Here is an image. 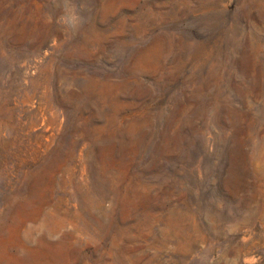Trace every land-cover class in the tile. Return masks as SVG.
<instances>
[{
    "label": "rangeland",
    "instance_id": "1",
    "mask_svg": "<svg viewBox=\"0 0 264 264\" xmlns=\"http://www.w3.org/2000/svg\"><path fill=\"white\" fill-rule=\"evenodd\" d=\"M0 264H264V0H0Z\"/></svg>",
    "mask_w": 264,
    "mask_h": 264
}]
</instances>
